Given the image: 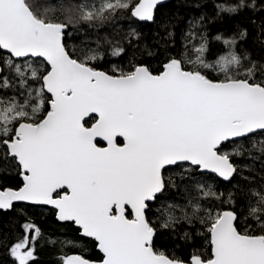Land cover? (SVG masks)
<instances>
[{
    "label": "snow or ice",
    "instance_id": "6c2138e0",
    "mask_svg": "<svg viewBox=\"0 0 264 264\" xmlns=\"http://www.w3.org/2000/svg\"><path fill=\"white\" fill-rule=\"evenodd\" d=\"M164 7L0 0V264L45 247L56 264H264V9L254 54L247 28L210 40L207 26L256 0L217 3L179 41Z\"/></svg>",
    "mask_w": 264,
    "mask_h": 264
},
{
    "label": "trees",
    "instance_id": "16d2710c",
    "mask_svg": "<svg viewBox=\"0 0 264 264\" xmlns=\"http://www.w3.org/2000/svg\"><path fill=\"white\" fill-rule=\"evenodd\" d=\"M224 2V0H169L165 3V7L160 9V12L171 13L176 17L175 28L176 39L180 40V33L183 30H186L188 26L189 20L194 17H199L201 15H207L211 18L214 15L215 6L217 3ZM231 2V0H229ZM257 9L256 13H252L251 10L243 13L242 15H237L235 17H229L224 15L223 19L214 20L208 23L207 31L209 38L211 40L212 37L217 35L218 33H223L225 36H230L235 30L236 26L239 25L242 28H247L249 31V37L247 42L243 44V47L248 48L254 54H258L261 48V42L256 41V32L257 29L253 27L251 24V19H254L259 23L260 20V10L264 9V0H256ZM123 30V32L127 31V22L121 21L120 24L116 25L115 28L111 26H104L98 30H90L91 39L95 40L99 38L101 41L104 40L105 37L111 38L115 35L117 31ZM155 30V26H153L152 31ZM146 33H149L148 29L144 30ZM83 39L82 35H77V39L74 41H69V43L79 44L80 40ZM151 39V35L149 33V40ZM261 41H264V37L261 38ZM95 47V44L92 45ZM125 46L127 47V42L125 41ZM212 47L218 48L222 47V45L217 44L215 41H212ZM129 52L131 49L129 48ZM213 58L212 56L209 57ZM109 61L119 63V58L114 57H106ZM126 59V58H125ZM158 206V205H156ZM155 208V207H154ZM10 215H14V213H10ZM37 223L44 229L46 233L51 234L53 237L67 236L68 238H72L73 234L70 231H67L59 222L55 221L54 217L49 215H41L36 213ZM154 218V217H153ZM7 217L3 216V213H0V226L4 222H6ZM163 243H158L157 247L160 248L161 251H166L169 255H172V245L161 238ZM78 250L70 249L69 253H76ZM176 255H184V253L180 250H176ZM56 252L51 247H45L39 250L38 252V261L39 264H56ZM6 260L4 255V249L0 248V262Z\"/></svg>",
    "mask_w": 264,
    "mask_h": 264
},
{
    "label": "water",
    "instance_id": "95a60500",
    "mask_svg": "<svg viewBox=\"0 0 264 264\" xmlns=\"http://www.w3.org/2000/svg\"><path fill=\"white\" fill-rule=\"evenodd\" d=\"M169 0H165V3L168 2ZM69 254H73V253H69Z\"/></svg>",
    "mask_w": 264,
    "mask_h": 264
},
{
    "label": "flooded vegetation",
    "instance_id": "af4514ba",
    "mask_svg": "<svg viewBox=\"0 0 264 264\" xmlns=\"http://www.w3.org/2000/svg\"><path fill=\"white\" fill-rule=\"evenodd\" d=\"M158 205V204H157ZM154 207H156V206H154ZM151 215V214H150Z\"/></svg>",
    "mask_w": 264,
    "mask_h": 264
}]
</instances>
